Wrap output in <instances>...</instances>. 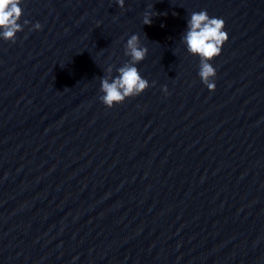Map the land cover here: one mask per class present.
<instances>
[{
  "label": "water",
  "instance_id": "1",
  "mask_svg": "<svg viewBox=\"0 0 264 264\" xmlns=\"http://www.w3.org/2000/svg\"><path fill=\"white\" fill-rule=\"evenodd\" d=\"M19 6L0 38V264H264V0ZM202 10L228 36L211 92L181 42ZM132 34L149 87L107 108Z\"/></svg>",
  "mask_w": 264,
  "mask_h": 264
},
{
  "label": "clouds",
  "instance_id": "2",
  "mask_svg": "<svg viewBox=\"0 0 264 264\" xmlns=\"http://www.w3.org/2000/svg\"><path fill=\"white\" fill-rule=\"evenodd\" d=\"M20 3L21 0H0V38L3 40L15 42L16 33L23 30L22 25L18 23L22 16ZM116 3L123 9L124 0H116ZM155 15L151 11H145L142 23L151 25ZM28 23V20L23 21L24 26ZM33 28L39 30L41 25L36 23ZM223 29V19L210 18L207 12L202 10L190 15L186 32L181 38L187 52L199 57L198 76L210 92L215 90L212 78L216 74L210 61L220 54L222 45L228 39ZM146 54L147 48L140 45L138 35L132 34L124 46V55L130 57V60L116 69L115 77L112 76V65L104 70L105 75L100 79V91L103 95L99 99L107 108H112L114 104H119L126 98L137 96L149 87L148 81L141 77L135 66ZM162 91L167 94L168 90L164 87Z\"/></svg>",
  "mask_w": 264,
  "mask_h": 264
}]
</instances>
